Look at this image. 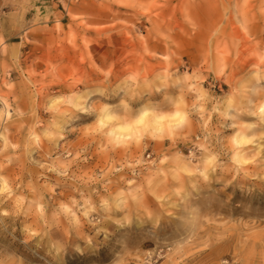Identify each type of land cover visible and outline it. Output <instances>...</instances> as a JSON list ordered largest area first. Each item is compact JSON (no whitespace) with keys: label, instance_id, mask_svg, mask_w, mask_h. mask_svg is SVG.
<instances>
[{"label":"rangeland","instance_id":"1","mask_svg":"<svg viewBox=\"0 0 264 264\" xmlns=\"http://www.w3.org/2000/svg\"><path fill=\"white\" fill-rule=\"evenodd\" d=\"M0 264H264V0H0Z\"/></svg>","mask_w":264,"mask_h":264}]
</instances>
